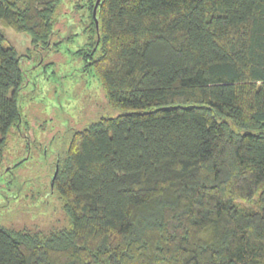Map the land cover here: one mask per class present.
Listing matches in <instances>:
<instances>
[{
    "label": "trees",
    "instance_id": "obj_1",
    "mask_svg": "<svg viewBox=\"0 0 264 264\" xmlns=\"http://www.w3.org/2000/svg\"><path fill=\"white\" fill-rule=\"evenodd\" d=\"M98 1L75 6L81 53L124 113L72 133L48 175L58 214L0 223V264H264V0ZM61 2L0 0V21L47 47ZM21 85L0 33L10 170Z\"/></svg>",
    "mask_w": 264,
    "mask_h": 264
},
{
    "label": "rangeland",
    "instance_id": "obj_2",
    "mask_svg": "<svg viewBox=\"0 0 264 264\" xmlns=\"http://www.w3.org/2000/svg\"><path fill=\"white\" fill-rule=\"evenodd\" d=\"M78 3L62 0L53 39L43 48L33 47L29 34L18 33L0 21L5 47L17 49L22 72L17 96L21 139L17 136L7 156L10 164L26 159L13 170L0 165V223L5 226L43 227L51 223L59 207L49 192L48 175L68 139L100 117L124 113L106 102L101 82L81 53L87 36L83 14L75 8Z\"/></svg>",
    "mask_w": 264,
    "mask_h": 264
},
{
    "label": "water",
    "instance_id": "obj_3",
    "mask_svg": "<svg viewBox=\"0 0 264 264\" xmlns=\"http://www.w3.org/2000/svg\"><path fill=\"white\" fill-rule=\"evenodd\" d=\"M100 1V0H99ZM99 1L97 2V5L99 4Z\"/></svg>",
    "mask_w": 264,
    "mask_h": 264
}]
</instances>
